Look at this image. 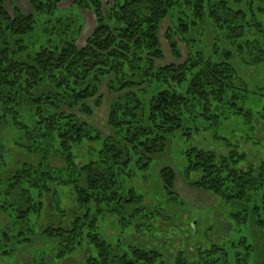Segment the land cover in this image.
Returning a JSON list of instances; mask_svg holds the SVG:
<instances>
[{"label":"trees","instance_id":"16d2710c","mask_svg":"<svg viewBox=\"0 0 264 264\" xmlns=\"http://www.w3.org/2000/svg\"><path fill=\"white\" fill-rule=\"evenodd\" d=\"M63 1L27 0V10L9 0L10 12L0 0V211L33 226L29 213L44 211L50 187L71 182L78 204L66 212L51 205L61 217L55 228L44 230L62 246V255L77 240L89 250L85 264H250L252 245L244 239L187 248L170 260L161 251L136 247L120 254L96 219L114 213L122 226L129 215L148 213L143 194L125 189L121 177L132 176V162L147 169L178 130L191 137L200 131L199 120L203 130L215 132L240 121L246 126L241 137L258 147L256 160L244 150L192 146L184 151V175L190 186L216 196L221 207L234 204L230 220L244 223L252 216L264 236V88L258 107H245L249 81L241 71L264 65V0H111L106 6L104 0H74L79 12L55 16ZM87 9L95 26L78 46L79 14ZM167 17L173 56L180 58L175 37L186 45L179 63H159L164 56L159 29ZM205 21L213 35H223L210 47L194 34ZM103 87L111 95L107 133L84 119L102 103ZM8 130L18 136L9 135L11 147L3 135ZM216 137L230 146L229 138ZM52 155L60 165L48 164ZM159 175L168 201L177 199L174 170L164 167ZM10 223L0 224L5 245L20 234L16 222Z\"/></svg>","mask_w":264,"mask_h":264},{"label":"rangeland","instance_id":"374dc122","mask_svg":"<svg viewBox=\"0 0 264 264\" xmlns=\"http://www.w3.org/2000/svg\"><path fill=\"white\" fill-rule=\"evenodd\" d=\"M73 1L64 0L59 7L61 11H58L55 16H58V13L65 16L71 10L73 13L79 12ZM109 1L111 0H104V6ZM4 3L8 11L11 12L9 0H4ZM24 5L27 10H30L27 0H24ZM79 15L83 19V29L77 39V45L83 46L95 26V17L89 9L80 11ZM171 18H165L159 29L160 44L164 54L163 58L159 60L160 64L179 63L186 57V45L178 37H175V39L179 44L180 58H175L169 48L166 31L169 25H172ZM212 29L210 22L205 21V25L201 23L198 26V31L194 34L197 37L201 36L203 44L210 47L212 40L219 39L221 35H213ZM194 34L192 36H195ZM34 36L40 38L39 40H44L38 35ZM244 69H241L242 75L249 81V86L246 102H242V104L245 107L247 105L252 108L258 107L261 103L258 94L264 88V65L256 68L244 66ZM101 92L103 94L102 103L95 106L93 114L84 116V119L101 132L107 133L105 121L107 105L111 95L107 93L105 87L101 89ZM239 103L241 104V101ZM26 124L29 123L26 121ZM197 124L200 131L194 133L191 137L182 135V129L178 130L166 151L155 155L147 169H140L132 162L128 168L133 173L132 176L121 177L125 189L134 187L143 194L142 205L150 212L148 211L147 214L143 215H129L131 218H126L127 225L122 226L119 218L114 213H107L97 216V226L103 236L118 248L117 252L120 254L125 250L136 247L161 251L170 260L186 251L187 248L197 250L199 247L205 248L215 241L221 244L225 241L236 242L244 239L248 245H252V250H249L247 257L248 263L264 264V236L255 225L253 217L250 216L244 223L230 220L229 213H234L237 210L234 204L221 207L216 196L190 186L184 175L186 168L184 151L189 147L194 146L220 153H226L231 149L244 150L251 160L258 158V147L252 144V139L246 141L245 138L241 137V135H244L246 126L240 121L236 124V127L232 123H226L223 126L224 130L217 132L214 131L217 128H214L213 131L203 130L200 120ZM232 129H236L235 133H230ZM249 133L252 132L249 131ZM11 134L18 138L10 130L3 132V135L8 138L7 142L10 147L9 135ZM217 135L229 138L231 141L230 146H224V142L221 138L218 139ZM12 149V159L14 160L16 150L15 148ZM51 157L47 160L48 164L60 165L61 159L54 155ZM241 165H244L243 162ZM14 167H16L15 164L11 166V168ZM164 167H171L175 172L173 190L177 195V199L172 201H168L162 188L159 174ZM57 177L64 179V176L58 175ZM2 189L0 188V200L3 196L1 194ZM43 197L44 211H41L40 214L29 213V219L33 226L18 222L15 218L0 211V224L4 223L5 225L16 222L14 227L16 226L15 228L20 233H16V237L7 245H5V242H0V250L4 249L2 252L0 251V264H35L36 261L41 259L49 264H85L86 255L89 252L86 245L82 247L76 240L74 250L62 255V246L57 243V240L44 236L45 227L55 228L57 226H55L56 222L61 217V213L50 207L51 205L59 204L66 212L69 207L78 204L73 184L71 182L54 184ZM60 225L66 226L65 221L62 220ZM29 227H32L33 230H28ZM21 230H24V233ZM219 239L221 240L219 241ZM17 240H20V242H16ZM11 248L16 250V253ZM239 249H241L240 253L245 251L244 246ZM186 255L190 257L189 254ZM195 259L196 257L193 260Z\"/></svg>","mask_w":264,"mask_h":264},{"label":"crops","instance_id":"0c3cea01","mask_svg":"<svg viewBox=\"0 0 264 264\" xmlns=\"http://www.w3.org/2000/svg\"><path fill=\"white\" fill-rule=\"evenodd\" d=\"M18 4L24 9H26V6L24 5V0H18Z\"/></svg>","mask_w":264,"mask_h":264}]
</instances>
